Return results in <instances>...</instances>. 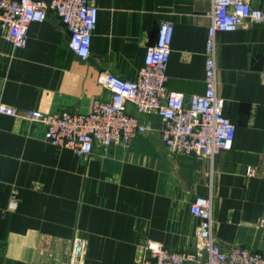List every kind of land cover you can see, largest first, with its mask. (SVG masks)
I'll list each match as a JSON object with an SVG mask.
<instances>
[{
  "label": "crops",
  "instance_id": "0c3cea01",
  "mask_svg": "<svg viewBox=\"0 0 264 264\" xmlns=\"http://www.w3.org/2000/svg\"><path fill=\"white\" fill-rule=\"evenodd\" d=\"M248 1L264 11V0ZM90 2L98 12L85 60L53 12L29 25L23 48L0 38V102L18 110L0 113V264H69L77 236L86 243L83 264H142L145 238L191 250L198 196L210 201L217 244L264 253L256 225L264 215V21L216 35V93L235 124L230 149L212 160L172 154L159 138V117L139 115L151 131L85 158L44 140V126L24 112H89L93 98L109 95L98 75L133 79L164 20L173 23L167 88L202 93L212 10L211 0ZM127 110L135 112L130 103Z\"/></svg>",
  "mask_w": 264,
  "mask_h": 264
},
{
  "label": "built area",
  "instance_id": "2783aa9c",
  "mask_svg": "<svg viewBox=\"0 0 264 264\" xmlns=\"http://www.w3.org/2000/svg\"><path fill=\"white\" fill-rule=\"evenodd\" d=\"M211 22L204 45V90L185 97L167 88L166 66L170 55L173 23H160L154 44L145 49L143 62L133 79L101 72L97 81L107 89V98L92 99L89 112L60 109L44 112L27 109L24 115L44 126L43 138L58 148H68L88 158L95 148L106 152L111 145L128 147L140 134L153 129L139 115H157L158 135L172 154H197L212 160L232 147L235 124L224 113V99L216 93L215 43L218 32L233 31L240 25L264 21V11L248 0H211ZM55 13L68 33V45L85 60L91 52V39L97 21V7L90 0H0V38L13 47L26 45L31 23ZM133 105L135 112L127 110ZM0 113L16 116V107L0 102ZM252 176L254 169L245 168ZM14 196V195H13ZM15 200H13V206ZM198 219L195 245L191 250L165 247L145 238L142 264H264V253L244 246L223 249L212 235L210 201L198 196L190 205ZM256 225L264 229V215ZM85 239L74 237L69 264H83Z\"/></svg>",
  "mask_w": 264,
  "mask_h": 264
}]
</instances>
